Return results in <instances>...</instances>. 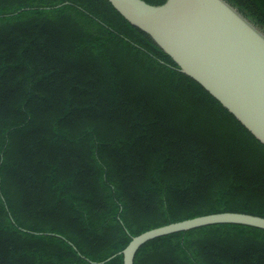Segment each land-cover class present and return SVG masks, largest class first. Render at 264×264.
Segmentation results:
<instances>
[{"label": "trees", "instance_id": "1", "mask_svg": "<svg viewBox=\"0 0 264 264\" xmlns=\"http://www.w3.org/2000/svg\"><path fill=\"white\" fill-rule=\"evenodd\" d=\"M226 1L264 33V0ZM220 212L264 217V144L218 99L108 0H0V264H124ZM134 264H264V229L163 235Z\"/></svg>", "mask_w": 264, "mask_h": 264}, {"label": "water", "instance_id": "2", "mask_svg": "<svg viewBox=\"0 0 264 264\" xmlns=\"http://www.w3.org/2000/svg\"><path fill=\"white\" fill-rule=\"evenodd\" d=\"M108 1L264 144L263 32L226 0H167L161 5L145 0ZM219 223L264 229V217L258 215L220 212L198 216L133 237L120 252L124 264H134L138 250L154 238Z\"/></svg>", "mask_w": 264, "mask_h": 264}]
</instances>
